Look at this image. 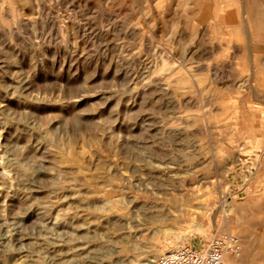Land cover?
<instances>
[{"label":"rangeland","instance_id":"374dc122","mask_svg":"<svg viewBox=\"0 0 264 264\" xmlns=\"http://www.w3.org/2000/svg\"><path fill=\"white\" fill-rule=\"evenodd\" d=\"M227 232L264 264V0H0V264Z\"/></svg>","mask_w":264,"mask_h":264},{"label":"built area","instance_id":"2783aa9c","mask_svg":"<svg viewBox=\"0 0 264 264\" xmlns=\"http://www.w3.org/2000/svg\"><path fill=\"white\" fill-rule=\"evenodd\" d=\"M240 253V238L227 232L215 235L206 245L178 243L159 253L154 264H233Z\"/></svg>","mask_w":264,"mask_h":264},{"label":"bare ground","instance_id":"6f19581e","mask_svg":"<svg viewBox=\"0 0 264 264\" xmlns=\"http://www.w3.org/2000/svg\"><path fill=\"white\" fill-rule=\"evenodd\" d=\"M165 194V193H164ZM184 197V196H183ZM181 212H185V210H181ZM238 258V256L237 257H235V258H233L232 259V262L234 263V261H235V259H237ZM150 264H154V260L150 263ZM235 264V263H234Z\"/></svg>","mask_w":264,"mask_h":264}]
</instances>
